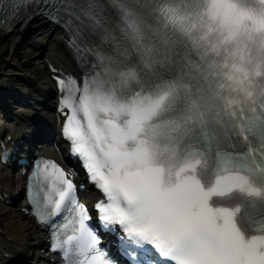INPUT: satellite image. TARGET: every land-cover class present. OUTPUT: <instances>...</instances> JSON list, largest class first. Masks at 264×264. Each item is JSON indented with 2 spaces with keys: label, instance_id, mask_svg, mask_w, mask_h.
Listing matches in <instances>:
<instances>
[{
  "label": "snow or ice",
  "instance_id": "obj_1",
  "mask_svg": "<svg viewBox=\"0 0 264 264\" xmlns=\"http://www.w3.org/2000/svg\"><path fill=\"white\" fill-rule=\"evenodd\" d=\"M136 3L154 6L165 42L181 51L176 62L154 60L146 78L121 73L119 85L96 69L110 61L102 47L115 38L110 22L118 15L138 23L127 0H14L0 27L10 33L44 15L64 29L79 79L51 69L62 135L101 193L94 205L101 229L117 236L127 264H264V215L249 231L241 204L219 202L238 194L252 208L264 203V82L249 75L239 47L241 37L264 33V0ZM192 66L199 74L190 80ZM78 187L54 160L37 157L27 185L31 214L50 227V249L69 264L73 254L78 264H119L88 223ZM69 223L77 235L62 240Z\"/></svg>",
  "mask_w": 264,
  "mask_h": 264
},
{
  "label": "bare ground",
  "instance_id": "obj_2",
  "mask_svg": "<svg viewBox=\"0 0 264 264\" xmlns=\"http://www.w3.org/2000/svg\"><path fill=\"white\" fill-rule=\"evenodd\" d=\"M24 44L42 52L20 63L15 49ZM25 64L31 70L24 69ZM48 64L67 72L72 68L58 33L43 19L30 21L22 31L15 27L10 33L0 32V136L23 139V148L62 162L68 148L59 141L57 116L50 109L54 86L47 73ZM38 137L47 142L34 144ZM0 183L1 193L19 195L22 180L17 172L0 169ZM22 202L8 206L0 200V264H10L14 261L11 258L26 264L46 262L43 234L22 212Z\"/></svg>",
  "mask_w": 264,
  "mask_h": 264
},
{
  "label": "rangeland",
  "instance_id": "obj_3",
  "mask_svg": "<svg viewBox=\"0 0 264 264\" xmlns=\"http://www.w3.org/2000/svg\"><path fill=\"white\" fill-rule=\"evenodd\" d=\"M35 54H38V52L33 48L26 47L25 44L15 49V55L17 56L20 63L24 61V58L26 57L32 58ZM19 65H22V64H19ZM24 69L31 70L28 64L24 65ZM10 106L15 107L14 105H10Z\"/></svg>",
  "mask_w": 264,
  "mask_h": 264
}]
</instances>
